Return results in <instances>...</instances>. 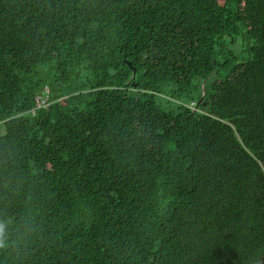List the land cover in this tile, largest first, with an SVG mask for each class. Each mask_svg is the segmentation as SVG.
<instances>
[{
	"label": "trees",
	"instance_id": "trees-1",
	"mask_svg": "<svg viewBox=\"0 0 264 264\" xmlns=\"http://www.w3.org/2000/svg\"><path fill=\"white\" fill-rule=\"evenodd\" d=\"M0 264H264V0H0Z\"/></svg>",
	"mask_w": 264,
	"mask_h": 264
},
{
	"label": "rangeland",
	"instance_id": "rangeland-1",
	"mask_svg": "<svg viewBox=\"0 0 264 264\" xmlns=\"http://www.w3.org/2000/svg\"><path fill=\"white\" fill-rule=\"evenodd\" d=\"M198 95H199V94H198L197 92H193V93H192V96L194 97L195 100H197V99L199 98ZM191 107H192V106H191ZM191 109H192L193 111H196L195 107H192Z\"/></svg>",
	"mask_w": 264,
	"mask_h": 264
},
{
	"label": "built area",
	"instance_id": "built-area-1",
	"mask_svg": "<svg viewBox=\"0 0 264 264\" xmlns=\"http://www.w3.org/2000/svg\"><path fill=\"white\" fill-rule=\"evenodd\" d=\"M39 108V107H38Z\"/></svg>",
	"mask_w": 264,
	"mask_h": 264
}]
</instances>
